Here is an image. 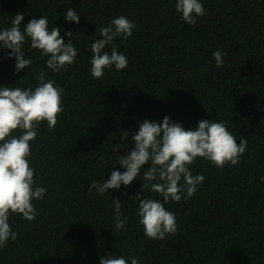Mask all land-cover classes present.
I'll list each match as a JSON object with an SVG mask.
<instances>
[{
    "label": "trees",
    "instance_id": "trees-1",
    "mask_svg": "<svg viewBox=\"0 0 264 264\" xmlns=\"http://www.w3.org/2000/svg\"><path fill=\"white\" fill-rule=\"evenodd\" d=\"M174 5L175 0H0V29L10 27L18 12L24 14L22 24L45 15L65 42V31L73 32L78 49L75 62L60 72L47 68L46 58L28 43L23 48L32 63L20 72H14V57L0 52V84L34 87L43 70L64 88L56 126L41 122L31 142L34 181L47 193L32 201L35 219L10 217L18 237L0 249V264H100L101 255L121 253L138 257L140 264H264L259 180L264 176V0H203L206 14L194 26L180 19ZM68 8L80 14L78 24L64 19ZM119 15L135 22L127 40H114L128 66L95 79L89 72L90 44L100 38L99 28ZM218 48L226 52L222 67L212 57ZM165 115L185 128L202 119L226 121L237 143L240 135L248 143L235 166L217 168L201 158L189 166L205 179L193 197L165 205L176 215L177 232L152 240L137 223L139 177L103 196L89 193L88 185L107 180L113 168L124 171L115 163L127 154L139 123ZM123 131H129L124 141ZM142 197L162 199L148 188ZM112 198L123 202L121 211L129 218L120 231L114 228Z\"/></svg>",
    "mask_w": 264,
    "mask_h": 264
},
{
    "label": "clouds",
    "instance_id": "clouds-1",
    "mask_svg": "<svg viewBox=\"0 0 264 264\" xmlns=\"http://www.w3.org/2000/svg\"><path fill=\"white\" fill-rule=\"evenodd\" d=\"M174 7L180 19L191 26L197 23L198 17L206 14L203 0H175ZM63 15L66 21L77 24L80 21V14L74 8H68ZM23 19L24 14L18 12L11 17L10 27L0 29V52L5 58L14 57V72H20L26 66L28 69L32 63L24 51L25 43L39 50L40 56L46 58L45 66L52 72L66 71L75 62L78 52L73 43V32L65 31L64 35L69 38L65 42L59 27L49 28L47 16H33L22 24ZM134 28L135 22L124 15L113 17L106 26L99 28L100 38L90 44L89 72L93 78H101L106 70L120 71L128 66L126 55L118 52L114 40L117 37L127 40ZM109 45L111 50L107 51ZM225 55L222 49L213 51L217 67L224 65ZM36 79L34 87L0 84V249L18 237L11 227L10 217L16 214L28 221L35 219L37 211L32 201L42 200L47 193V187L34 181L31 142L36 139L41 122H46L49 129L56 126L58 114L63 111L64 88L47 79L43 70L37 73ZM128 136L129 131H123L120 139L124 141ZM236 137L223 120L202 119L195 127L185 128L182 122L167 115L159 121L144 119L132 133L127 154H120L115 163L125 170L113 168L107 180H91L88 192L94 190L103 196L110 190L120 189L121 185L126 188L139 177L142 184L141 191L136 193L137 223L142 226L146 239L164 240L167 235L177 232L176 215L165 205L193 197L205 179L202 173L193 175L189 166L197 158L209 161L217 168L226 163L237 165L248 142L240 135L237 143ZM118 149L114 151L118 152ZM104 164L113 163L105 161ZM259 180L264 183V176ZM145 188L158 193L162 199L142 197ZM112 203L114 228L120 231L129 218L121 211L122 201L112 198ZM99 261L100 264H140L138 257H126L122 253L119 256L101 255Z\"/></svg>",
    "mask_w": 264,
    "mask_h": 264
}]
</instances>
